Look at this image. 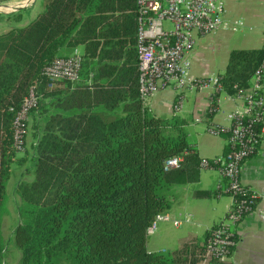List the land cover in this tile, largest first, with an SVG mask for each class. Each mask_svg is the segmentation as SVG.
<instances>
[{
	"label": "trees",
	"instance_id": "obj_1",
	"mask_svg": "<svg viewBox=\"0 0 264 264\" xmlns=\"http://www.w3.org/2000/svg\"><path fill=\"white\" fill-rule=\"evenodd\" d=\"M39 1L27 21L0 31V212L17 167L11 235L18 264H193L217 223L170 250L145 245L147 226L171 204V186L196 181L201 157L186 119L155 114L138 94L135 0ZM5 16L18 20L20 13ZM78 44L77 80L47 88L44 66ZM263 59V46L231 48L217 75L220 88L234 93L248 86ZM33 81L40 99L29 111L28 144L23 147L24 132L18 155L12 120ZM212 98L207 115L216 107ZM259 126L253 122L251 129ZM229 148L226 143L222 152ZM174 156L177 166L165 168ZM233 198L238 219L257 201L249 189ZM3 255L0 242V264Z\"/></svg>",
	"mask_w": 264,
	"mask_h": 264
},
{
	"label": "built area",
	"instance_id": "obj_2",
	"mask_svg": "<svg viewBox=\"0 0 264 264\" xmlns=\"http://www.w3.org/2000/svg\"><path fill=\"white\" fill-rule=\"evenodd\" d=\"M32 2L33 0H0V10L9 12ZM135 3L137 90L142 99L146 101L159 86H170L178 93L188 88L204 86L220 88L217 77L199 78L190 75L186 52L194 33L205 34L220 28L235 29L230 19L224 16V0H135ZM165 21L168 26L164 25ZM263 63L264 59L252 72L251 85L232 93L243 98L244 104L240 111L234 110L228 114L229 123L226 128L229 133L226 140L230 148L215 158H201L199 162L201 167L210 166L209 162L218 164L216 168L226 181L231 201L223 218L201 242V251L193 264H229V252L233 244L229 226L239 218V206L235 203L233 194L249 189L250 196H256L257 200L264 197V194H258L244 186L238 179L241 162L252 152L253 145L259 142L263 130L264 96L259 87ZM79 64L80 57L75 48L68 55L54 57L42 70L46 87H52L60 81H76ZM35 87L36 82L33 81L12 120L13 145L18 151L22 148V136L29 111L40 99V93ZM244 119L245 122L242 121ZM257 121L260 122L258 130H252L251 124ZM212 129L216 131L218 127L212 126ZM179 160V156L167 158L164 167H176ZM258 211L264 218V203ZM162 218L163 213L156 214L146 228L147 233L154 229L155 221Z\"/></svg>",
	"mask_w": 264,
	"mask_h": 264
},
{
	"label": "crops",
	"instance_id": "obj_3",
	"mask_svg": "<svg viewBox=\"0 0 264 264\" xmlns=\"http://www.w3.org/2000/svg\"><path fill=\"white\" fill-rule=\"evenodd\" d=\"M224 16L230 19L235 29L220 28L205 34L194 33L186 52L191 76L217 77L231 48L264 47V0H224ZM74 48L82 53L81 44ZM67 83L60 81L53 87ZM251 83L250 78L249 85ZM259 87L264 96V68ZM213 96L216 107L207 115ZM145 102L155 114L168 116L173 113L185 118L187 137L193 141L198 156L207 159L222 154L227 143V135L215 131L212 126L227 127L229 112L240 111L244 104L240 96L213 86L188 88L181 93L170 86H159ZM238 179L244 186L264 194V119L259 142L255 151L241 162ZM225 186L226 181L218 168L211 166L199 168L196 181L171 186V204L163 212L161 220H169L176 227L183 222L193 226L187 231V236L178 239V245L182 240L200 236L221 220L231 201ZM263 203L264 197H259L251 211L229 226L233 234L229 264H264V218L258 211Z\"/></svg>",
	"mask_w": 264,
	"mask_h": 264
},
{
	"label": "rangeland",
	"instance_id": "obj_4",
	"mask_svg": "<svg viewBox=\"0 0 264 264\" xmlns=\"http://www.w3.org/2000/svg\"><path fill=\"white\" fill-rule=\"evenodd\" d=\"M39 9L40 1L33 0V2L28 6L16 8L13 11H9L14 12L18 10L20 13V17L18 20L7 18L5 16V13H8V11L6 12L5 10L1 9L0 30L7 29L5 28L6 26L9 27L15 24L22 23L25 20H28ZM164 25L168 26V23L165 21ZM28 125L29 118L25 126V141L23 147L28 144ZM17 154L21 155L22 151L19 150ZM18 171L19 169L16 167V169H14V171L12 172L11 176H9L6 180L3 194L4 207L0 212V242L4 248L3 260L5 264H18L19 249L14 245L11 235L12 229L18 220L17 209L15 203L13 202V198L15 196L13 194L12 186L13 183L17 180ZM190 227L193 229V226L189 225V223L183 222L179 227H176L169 220H156L154 229L147 233L145 242L146 249L149 251L172 249L178 245L181 236H187V231L191 229Z\"/></svg>",
	"mask_w": 264,
	"mask_h": 264
}]
</instances>
